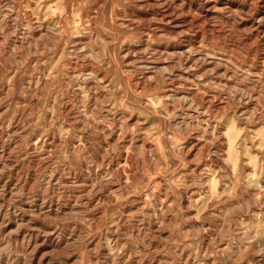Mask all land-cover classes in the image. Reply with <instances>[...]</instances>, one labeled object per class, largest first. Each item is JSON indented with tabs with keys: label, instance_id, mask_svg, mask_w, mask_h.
<instances>
[{
	"label": "rangeland",
	"instance_id": "374dc122",
	"mask_svg": "<svg viewBox=\"0 0 264 264\" xmlns=\"http://www.w3.org/2000/svg\"><path fill=\"white\" fill-rule=\"evenodd\" d=\"M0 264H264V0H0Z\"/></svg>",
	"mask_w": 264,
	"mask_h": 264
},
{
	"label": "bare ground",
	"instance_id": "6f19581e",
	"mask_svg": "<svg viewBox=\"0 0 264 264\" xmlns=\"http://www.w3.org/2000/svg\"><path fill=\"white\" fill-rule=\"evenodd\" d=\"M208 5V4H207ZM211 11V10H210ZM259 22V21H258ZM259 29V28H258Z\"/></svg>",
	"mask_w": 264,
	"mask_h": 264
}]
</instances>
